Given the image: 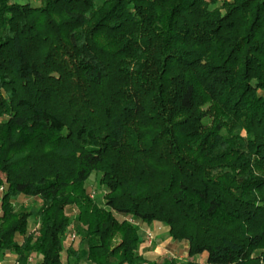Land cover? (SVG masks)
<instances>
[{
  "label": "trees",
  "instance_id": "1",
  "mask_svg": "<svg viewBox=\"0 0 264 264\" xmlns=\"http://www.w3.org/2000/svg\"><path fill=\"white\" fill-rule=\"evenodd\" d=\"M0 210L16 264H264V0H0Z\"/></svg>",
  "mask_w": 264,
  "mask_h": 264
},
{
  "label": "rangeland",
  "instance_id": "2",
  "mask_svg": "<svg viewBox=\"0 0 264 264\" xmlns=\"http://www.w3.org/2000/svg\"><path fill=\"white\" fill-rule=\"evenodd\" d=\"M96 179H97V174H95V173H92L90 176H89V178H88V180L86 181V185H87V187H88V189H91V194L93 195V199L94 200H96V202L97 203H102L103 202V196H104V194L106 193L105 192V190L103 189V187H101V186H98L97 185V181H96ZM31 201V199H28V200H25L23 203L24 204H27V203H29ZM66 212H67V214L70 216V217H72V215L74 214V213H72V211L71 210H69V208H66ZM163 225V224H162ZM70 226V225H69ZM164 227L163 228H160V229H158L157 228V224L156 225H154V223L152 222V223H150L149 225L147 224H144V225H142L141 227H140V235H142V239H143V237H144V234L145 233H148V232H150V233H152V235H153V239H152V242H151V244L150 245H147L146 243H142V245H140L139 246V248H143L144 247V244H146L147 246H145L144 248H148V249H151V250H155L156 251V253H157V246H162V245H164V247H166V244H169V241H171V239H170V237H168V235H167V227L165 226V225H163ZM73 228H74V230H75V232H76V234H77V238H76V240L73 242V244H76L77 246H80V243H79V240H80V235L77 233V231H76V229H75V224L73 225ZM158 234V235H157ZM156 235H157V237H156ZM143 241V240H142ZM172 242V241H171ZM141 243V242H140ZM158 243V244H157ZM84 246V245H83ZM83 246H81V247H83ZM85 247V246H84ZM138 248V250H139V252L141 253V251H140V249ZM143 248V249H144ZM185 249L186 248H184V249H182L181 251H179V254H175V253H172V252H169V251H167V253L165 252V254H174V255H176V256H180V255H182V254H184V253H186L185 252ZM184 250V251H183ZM174 252V251H173ZM160 254H162V253H160ZM63 262H62V264H72V259H70V261H66V258H65V256L63 255ZM185 258V257H184ZM206 258H207V254L206 253H203V254H201L199 257H198V261L200 262V263H202V264H205L206 263ZM85 258H83V262H85V260H84Z\"/></svg>",
  "mask_w": 264,
  "mask_h": 264
},
{
  "label": "crops",
  "instance_id": "3",
  "mask_svg": "<svg viewBox=\"0 0 264 264\" xmlns=\"http://www.w3.org/2000/svg\"><path fill=\"white\" fill-rule=\"evenodd\" d=\"M1 213V210H0ZM154 225L157 224V228H163L164 226L161 223H157V222H153ZM147 225V224H146ZM149 225V224H148ZM142 226V225H141ZM158 235V234H157ZM156 235V237H157ZM158 244V243H157ZM157 253L155 250H151L148 248H144L141 250V253L143 254V256L149 260H160L165 256H168L167 254H165V252L167 253V251L175 253V254H179V251L182 250V245L174 243L173 241H169V244H166V247H164V245L162 246H157ZM174 251V252H173ZM184 251V250H183ZM162 253V254H160ZM182 257V259H184V257L186 256V253L180 255ZM15 262V256L14 255H10L8 254L7 256H5V258H3L2 260H0V264H14Z\"/></svg>",
  "mask_w": 264,
  "mask_h": 264
},
{
  "label": "built area",
  "instance_id": "4",
  "mask_svg": "<svg viewBox=\"0 0 264 264\" xmlns=\"http://www.w3.org/2000/svg\"><path fill=\"white\" fill-rule=\"evenodd\" d=\"M90 197H93V195L90 194ZM71 211H72V213H75V212H76L75 208H72ZM130 222H132V219H130ZM38 225H39V223H38V221H36V222L33 224L32 228H31V232H32L33 234H35V235L38 234ZM76 238H77V234H76V232H75V230H74V228H73V224H70V226L68 227L67 231H66L65 234H64V240H65V242H67V243H73V242L76 240ZM152 239H153V235H152V233H150V232L145 233V234H144V237H143V239H142L143 241H141L140 245H142V243H146V242H147V243H146L147 245H150L151 242H152ZM146 244H144V247L147 246ZM140 245H139V246H140ZM144 247H143V248H144ZM143 248H142V247L139 248L140 251H141ZM170 256H171V257H176V258H180V257H182V256H176V255H174V254H170ZM29 261H33V257H32V256L29 257ZM16 263H17V261L14 262V264H16Z\"/></svg>",
  "mask_w": 264,
  "mask_h": 264
}]
</instances>
